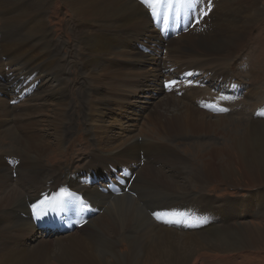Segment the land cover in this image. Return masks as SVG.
Listing matches in <instances>:
<instances>
[{
    "label": "bare ground",
    "instance_id": "obj_1",
    "mask_svg": "<svg viewBox=\"0 0 264 264\" xmlns=\"http://www.w3.org/2000/svg\"><path fill=\"white\" fill-rule=\"evenodd\" d=\"M51 1L20 0L17 5L0 2L3 26L9 31L1 35L0 81L2 77L10 74L12 83L15 82L16 87H19L17 77L20 76V71L17 68H8L9 61L21 59L24 62L16 61V64L22 62L27 68L30 66L28 64H32V69L23 74L21 80L30 81L31 76L37 72L35 69L39 70L40 74L33 82L39 80L38 84L42 90L40 101L49 96L50 90L54 94L58 93L56 89L67 83L62 81L66 63L61 64L58 59L61 49L57 46L59 43L56 44L53 39L45 19ZM59 1L66 5L73 18L72 31L76 32V44L83 53L80 59L87 70V81L92 86L88 102L89 122L96 136L98 151L92 154L94 157L90 165L103 159V165L111 162L114 167H121L117 174L121 179L128 181L130 176L125 177L123 173L127 167L129 172L136 168L137 177L131 193L124 191V188L120 192H105L103 189L107 190L108 187L102 178L95 176V182L87 184L90 175H87L83 182L80 176H75L66 169L63 174L67 172L68 177L65 178L66 182H61L60 168L50 166L44 160L45 155L52 149V144L47 141L46 135L39 133L41 120L34 122L33 117L31 118L32 115H43L42 111L46 105L37 108L29 101L32 108L27 104L19 112H14L16 108L9 106L5 99V94L8 93H5L4 89L8 86L4 84L3 90L0 87V264H198L196 247L208 246L212 248V252H223V248L231 251L255 248V244L260 242L259 235L263 229L256 228L253 224H242L238 229L216 231L210 226L208 231H205L208 223L214 224L212 218L209 222V215H213L216 205L212 207L211 204L215 203L207 201L202 192L198 194V198H194L196 202L192 199V205L196 207L195 215L198 218L201 216L194 226L195 231L191 228L193 219L181 218L177 221L184 231H181L183 234H179L178 230L164 229L165 227H161L155 220L151 221L149 213L147 215L134 200L139 191L157 185L172 192L166 193L168 200L195 197L197 194L190 191L194 186L204 188L218 180V176L212 175L207 168L217 159L221 162L223 181H228V177L237 172L231 170L237 160L250 163L246 172L251 171V185H264V124H261L264 123V115L261 114L264 113V101L256 100L258 119L252 120L250 124L234 121L230 109L220 111L238 98L232 95L237 87L232 76V72L236 70L232 67V61L234 55L245 47L244 39L249 27L259 20L264 12L260 0H220L222 20L214 14L211 21L205 19L201 24L195 22L196 31H190L191 26L187 28L185 23H178L179 26L170 34L166 30V24L171 20L176 21L181 14L178 10L186 12V8L185 2L180 3L181 0H167L164 8L168 16L161 19L158 15L152 17V20L153 27L160 31L161 37L168 36L170 42L169 58L173 70L169 73L167 71L166 78L172 83L158 88L157 91H163L162 97V93L156 94L158 96L143 93L149 98L147 102L152 105L146 109L140 107L139 115L137 110L127 109L128 105H134L131 100L138 93H131L132 96H129L127 92L121 94L119 90L121 87L137 90L139 78H144V83H148L145 74L149 71V66L143 69H140V66L134 67L137 58L132 59V56L139 52L140 44L134 46L124 42L119 35L129 42L141 38L137 31L147 27L150 9L140 0ZM188 1L195 0H186ZM207 1L201 0L203 5ZM201 9L203 11V8ZM14 10L16 14L13 17ZM172 13L177 15L176 18L171 16ZM199 16L200 14L197 15ZM224 21L232 26L225 42L219 39L225 32ZM219 22L222 23L217 30L204 31L210 24ZM192 23L191 21L190 25ZM23 24H26L27 29L25 28V33L21 35L22 28L25 27ZM156 24L159 25L158 29ZM3 26L0 27L2 32ZM15 33L17 34L14 35ZM142 47L149 55L153 52L147 46ZM153 59L151 54L149 61ZM129 68L130 79L122 81L127 75L124 70ZM152 68L154 69L155 65ZM197 74L203 75L206 81L194 80ZM44 76L49 79L45 80ZM227 84H230L229 89ZM17 89L14 91L19 97L26 92L22 84L21 88ZM239 89L241 92L242 89ZM128 92L130 93L129 90ZM165 92H171L173 96ZM102 93L106 96L105 99L101 98ZM63 95H60L58 100L50 101L55 105L48 121L53 132L45 134L53 139L55 146L61 144L63 125L66 122L63 124V114L68 109V100L65 102ZM50 103L45 100L44 104L50 106ZM111 106V109H105ZM128 112L134 118L133 124L128 126L133 128L132 130H124L126 122L124 123V118L120 120ZM134 114H137V117L133 116ZM110 122L119 124L121 132L110 136ZM126 135L128 136L125 138ZM211 135L217 136L219 142L206 140ZM180 137L191 142L190 144L195 139L198 140L192 144L193 149H189V155H184L177 149L182 140ZM7 140L14 145H8V142H5ZM1 143L6 144L2 146ZM8 146L13 147L6 148ZM13 154L21 159L18 167V161L12 158ZM235 154L237 157H234ZM142 161L144 165L141 167ZM192 161H201L200 169L188 179L180 177L183 170L187 169L185 164L188 166ZM112 181L117 182V179ZM60 184L63 186L60 187ZM101 186L104 188L101 189ZM71 187L77 193H63ZM51 189L56 193H42ZM44 200L48 201L45 206L41 203ZM261 200L257 203L259 206ZM34 205H39L35 211ZM248 205L249 202L244 200L239 206ZM73 214L76 216V225L80 220L88 218L85 220L87 224L79 229L73 225L62 232L58 231V224L64 221V217L69 218ZM206 214L208 217H205ZM34 226H37V229L38 226L44 227L41 233L47 234H42L43 238L36 240V244L27 243L25 238L33 235ZM49 228L58 231L51 232L59 236L50 238L53 235L49 234ZM131 230L141 232V236L125 235ZM122 245L128 246V253L120 251Z\"/></svg>",
    "mask_w": 264,
    "mask_h": 264
},
{
    "label": "rangeland",
    "instance_id": "obj_2",
    "mask_svg": "<svg viewBox=\"0 0 264 264\" xmlns=\"http://www.w3.org/2000/svg\"><path fill=\"white\" fill-rule=\"evenodd\" d=\"M0 2L1 3L7 2L9 5H12V4L17 5L20 2V0H0ZM219 3H220V0H208L205 5L202 4L201 0H195L193 2L191 1L185 2L186 12L178 10V12H180L181 14L178 16V19L176 21L171 20L166 24L167 32L169 34L173 32L175 29V25L178 23L179 24L185 23L184 25H187V28L191 26L190 31L191 30L196 31V29H194L195 22H198L201 24L202 22H204L205 19H209V21H211L212 20L211 16L214 14L216 18L222 20L223 15L221 16L222 12L219 9ZM259 3H260V6L263 7L262 9L264 10V0H260ZM205 7L206 9H204ZM201 8H203V11ZM167 10L171 11V9H167ZM160 12H161V15H160L161 19L163 16H165V18L166 16H168V13H165L166 8H164L163 10H160ZM205 12L207 13L206 14L207 18H206V15L204 14ZM186 13H187V16H185ZM15 14H16V11L13 14V17L15 16ZM198 14H200L199 17H197ZM149 15H150L151 21L149 20L147 22L148 23L147 27L144 30L141 29L137 31V33H139L141 38L132 39L131 42H129L123 39L122 35H119V37L124 42L130 43L134 46L135 44H140V46H138L139 52L132 56V59L137 58L134 62L135 64L134 67L140 66L139 68L143 69L147 65L149 66V71L145 74L146 78H148L149 80L148 83H144V78L142 79L139 78L140 80L138 79L139 83H138L137 90L130 89V88L127 89V88H122V87H121V90L118 89L119 91H121L120 92L121 94H123L124 92L125 93L127 92L129 96H132V94L135 92L138 93V95H134L135 98L131 100L134 103V105L130 104L127 107V109L129 108V110L131 111H133V109L137 110L136 112L138 113V115L141 114L140 107L141 108L143 107L146 109L152 105V103L149 104V102H147V99L149 98L145 97L143 93H146L150 96H154L156 94L162 93V95L160 96L162 97L163 91L162 92L157 91L158 88L165 86L166 83H172L171 81H167L168 79L166 78V75L173 70V67H172V64L169 58L170 42L168 41V36L166 38L161 37L160 31L156 30L153 27L152 17L154 16L151 14L150 10H149ZM171 16L176 18L177 15L175 13H172ZM45 19H47L48 27H49V30H51V33H52L51 35L53 36V39H55L56 44L59 43V45L57 44V46L59 49H61V52L58 53V59L61 64L66 63L65 71L62 73V81L67 82L70 86L67 83H65L67 85L64 84L63 87L60 86L59 89H56L58 93H55V94L52 90H50L49 96L47 98H44V101H40V99L42 98V90H40V86L38 84L39 80L35 83L33 82V79L38 78L40 72L38 69H35L37 72L31 76L30 81L21 80L23 77V74L30 71L32 69L31 66L33 65L28 64L30 66H28L27 68V66L25 67L23 66L22 62H20L19 64H16L19 61H23L20 59V60H16L17 62L15 60L13 61L10 60L8 64V68H12V67L17 68L18 71H20V76L17 77V79H18L19 87L21 88V84H22L24 88L26 89V92L24 93V95L22 97H19L16 91H14L17 88H18L17 90H19L20 88L16 87L15 82L12 83L13 79L12 77H9L10 74H8V76L6 77L1 78L0 87L3 90L4 84L8 86V88L4 89V92L8 93V94H5V99L8 101L9 106L16 108L14 112H19L21 109L25 108L27 104L30 105V108H32L31 103L32 104L34 103L33 105L37 106V108H40L46 105L45 109L42 111V113L44 112L43 115H32L31 118L33 117L32 119L35 120V121L33 120L34 122L41 120V125H39L40 126L39 133L41 132L40 134L46 135L47 141L53 146V147L51 146L52 149H50L48 153L45 155L44 160L46 164L60 168V171L62 173L61 182H66L65 178L68 177L67 172L66 174H63V173H65L66 170H69L75 176H80L83 182L86 180L85 177L87 175H90L87 178V182H86L87 184L94 183L95 176L97 178H102V180L106 182L108 189L107 190L103 189L104 188L103 186H101V189H103L105 192H107L108 190L112 192L113 190L110 187H112L115 182V181L113 182L112 180L117 179V177H119L117 176V174H118V171L121 170V167H114L111 164V162H107L106 164L103 165L104 163L103 159H101V162L97 161L96 164L90 165V162L92 161V158L94 157L92 156V154L98 151L96 147V142H95L96 136L93 134L91 130L92 128L89 122V103L88 102L90 101L89 92H91L92 86L87 81V76H88L86 74L87 70H86L85 65H82L84 63L81 62V59H80V56L83 53L81 49L78 47V45L76 44L77 43L76 32L72 31V27H73L72 19L73 18L71 17V14L67 10L65 4H63L59 0H52L50 2V6L48 7L47 13L45 15ZM191 21L193 23L190 25ZM170 22L173 24V26H171ZM221 23L222 22H219L217 24H210L209 27H206L205 30L204 29L203 30L204 31L215 30V29L217 30V28H219V25ZM226 24L224 21L223 25L225 26V32L219 38L223 42H225L228 32L232 30L231 28L232 26L230 24L228 25V23ZM23 25L25 27L21 25L22 27H24V28L21 27L23 30V32H21V35H23L25 33V30L27 29L26 24H23ZM1 26H3V21L0 16V27ZM4 28L5 27L3 26V30H4L3 32L1 31V28H0V42H2L1 35L5 32L9 33V31ZM16 34L17 33H15L14 35ZM244 40H246L245 47L243 48L242 51L234 55V59L232 61V67L236 69L234 72H232V76H234L233 80L237 86L236 89L232 92V95L238 98L232 101V103L229 106L225 107L224 109L231 110L230 112L234 118L233 119L234 121H239L245 124H250L252 120L256 121V118L259 114L258 107L256 106V102H257L256 100L260 99L264 101V12L262 16L260 17V19L257 20L253 25L249 27L248 33ZM141 46H147L153 50V52L150 53V55L152 54V56L154 57L153 61H149L150 55L147 53L148 51L146 52V50H144V47L141 48ZM129 62H132V61H129ZM153 65H155L154 69L152 68ZM124 71H125V75L126 74L127 75L122 81L129 80L130 79L129 72L131 71V68L124 70ZM47 77L48 76H44L43 78H45V80H48L49 77L48 78ZM203 78H204L203 75L197 74L194 77V80L202 79V81H206L205 78L204 79ZM229 85L230 84H227L228 89H229ZM241 85L243 88L241 87ZM239 88L242 89L241 92ZM128 90L130 91V93L128 92ZM34 91L37 93H35ZM104 93H107V92H104ZM165 93L167 95L171 94V96H173V93L171 92H165ZM238 93H239V96H238ZM39 94L41 96L39 99H37ZM60 95L64 96L62 97L64 98L65 102L68 100V102H66L68 104V109L63 114V117H64L63 124L65 121L66 122L63 125L64 134H63L62 140L60 141L61 144L60 145L58 144L57 146H55V144L53 143V139L48 137L47 135L48 133L53 132V129L49 128L48 121H50V116H49L50 113L53 112L55 108L54 103H50V101L52 102L53 100L54 101L58 100ZM102 95H101V98L105 99L106 96L103 93ZM14 99H17L19 101L18 102L16 101V103L14 104ZM45 100L50 103V106L49 104H44ZM111 108L112 106L105 107V109L107 110ZM133 116L137 117V114H134ZM123 118H124V123L126 122L123 126L124 127L123 129L125 130L126 128V130H132L133 128L128 127L130 126V124H133L134 122L133 121L134 118L132 117V115L128 112V114L125 117H121L120 120H123ZM109 124L111 125L109 129L111 132L110 136L117 135L119 132H121V128L118 127L119 124H113V123L111 124V122ZM261 124H264V123H261ZM127 136L128 135H126L125 138ZM132 136H135V135L132 134ZM179 139H182V140H180L179 144L177 145V149L184 155H189L188 154L189 149H193L191 147L192 144H195L198 141L195 139V141H192V144H190L191 142L186 141L181 137ZM206 140H208L209 142H211L212 140L219 142L218 137L214 135L208 136ZM5 142L6 143L8 142L7 143L8 145H14V144H11L10 140H7ZM1 144L2 146H5L4 143H1ZM12 147L13 146H8L6 148H12ZM234 157H237V155L235 154ZM12 158L18 161L17 162L18 164L16 163L17 164L16 167L20 166L21 159L17 158V156H14V154L12 155ZM199 162L200 163H197L196 161H192V163L189 164L188 166L187 164H185L187 169L183 170L184 172L180 174L179 176L185 179L190 178L194 172L200 169L201 161ZM220 164H221L220 160L217 159L214 164L207 167L210 169V173L212 175L218 176V180L213 181L214 183L212 182L210 183V185H206V187L204 188H201L199 185L194 186V189H191L190 191L192 192V194H197L195 197L191 196V197L186 198L185 200L184 199L168 200V195L166 193L168 192L172 193V192L167 191V188H164L158 185L146 187L143 190L139 191L138 193L135 192L137 193L136 196H135V193H133L132 196L133 197L135 196L136 199L134 201L136 202V204L139 203L138 206H140L146 214L149 213V215L148 214L147 215L148 217H150L149 219L151 221L155 220L158 224H160L161 227H165L164 229L167 228L169 230L170 229L175 230V231L178 230L177 232L179 234H183L184 231L179 227L180 223H178L177 221L181 218L188 219V220L193 219L194 221L192 222L191 228L194 230V226L197 225L201 216L198 218L195 215L196 207L192 205V203L197 201L195 199L198 198L199 197L198 194L202 192L201 194H203V196L206 198L207 201H212L215 203V204H211L213 205L212 207L216 205V208H213L215 211L213 215L212 216L209 215V222L211 220L210 218H212L214 219V224L212 223L209 225L208 223L205 231H208L207 229L210 226L211 228H213L214 231H216V230H228L232 228H237L239 225L247 224V223L253 224L255 225L256 228L263 229V231L260 232V235H259L260 242L255 244V248L243 249L240 251H237V250L231 251V250H226L225 248H223L222 250H225L223 252L222 251L212 252L211 251L212 248L208 246L196 247V251H197L196 258H199L198 264H264V234H263L264 233V185L262 186L251 185L250 178H249L251 177V171L246 172L248 168L247 166L250 163H241L237 160H235L231 168V170H236L237 172L235 174L232 173L228 177V181H223L222 176H221L222 169L220 167ZM143 165H144V162L141 163V167ZM124 169L125 168H122V170ZM135 170L136 168L132 170L133 172L132 171L129 172V167H127V170H124L123 173L125 177L130 176L128 177L129 178L128 181L122 178L117 181L118 184L116 183L115 187H117L120 191L123 188H124V191L129 189L127 192L131 193L130 190L132 189L133 183L137 177V173L135 172ZM49 183H50V180H49ZM65 185L69 186L68 183H65ZM59 186L62 187L63 185L60 184ZM101 189L98 188L99 191H101ZM52 191L53 193H56V191L53 189L45 190L42 193H49ZM75 192L76 191L71 187L68 190L64 191L63 193H75ZM112 193H115V192H112ZM262 194L263 196H261ZM52 199H54V197ZM192 199H194L195 201L192 202ZM260 199H262L261 200L262 203L259 206L257 203L259 202ZM244 200L245 202H249V205L240 207L239 205H242ZM47 202L48 201L44 200L43 202L44 206L47 204ZM67 205L76 206V205H70V204H67ZM29 210H32V208H29ZM157 215H159V219L157 218ZM75 217L76 216L74 214L70 215L69 218L64 217V221L58 224V231L61 230L62 232L64 229H67L69 226H73V225L79 229L87 224V221L85 220H87L88 218L84 220H80L79 224L76 225V222H74ZM205 217H208V215L206 214ZM36 227L34 226L35 231L33 235L25 238V241L27 243L32 242V244H36L38 240L40 241V239L43 238L41 236L42 234L43 235L47 234L46 232L41 233L42 232L41 229H44V227L38 226V229ZM48 231L50 235H53L54 233L58 232L51 228H49ZM51 231H53L54 233ZM139 234L141 236V232L139 231L134 232L131 230V231H127L125 235L136 237ZM58 236L59 234H56V235H53V237L50 236V238H55ZM120 251L123 253H128L129 248L127 245H122L120 248Z\"/></svg>",
    "mask_w": 264,
    "mask_h": 264
},
{
    "label": "snow or ice",
    "instance_id": "obj_3",
    "mask_svg": "<svg viewBox=\"0 0 264 264\" xmlns=\"http://www.w3.org/2000/svg\"><path fill=\"white\" fill-rule=\"evenodd\" d=\"M140 2L150 9L154 17L161 15L160 9H163L167 4V0H140ZM181 2H186V0H181ZM204 14L206 15L207 13L205 12ZM220 111H226V109H220ZM261 114L264 115V113ZM38 207L39 205H34V211ZM157 218L159 219V215H157Z\"/></svg>",
    "mask_w": 264,
    "mask_h": 264
},
{
    "label": "clouds",
    "instance_id": "obj_4",
    "mask_svg": "<svg viewBox=\"0 0 264 264\" xmlns=\"http://www.w3.org/2000/svg\"><path fill=\"white\" fill-rule=\"evenodd\" d=\"M158 29V28H157ZM24 95V94H23ZM23 95H21L20 97H22ZM14 100H17V99H14Z\"/></svg>",
    "mask_w": 264,
    "mask_h": 264
}]
</instances>
